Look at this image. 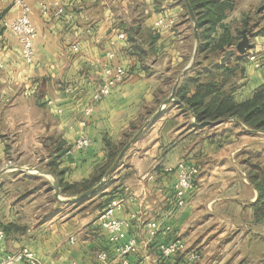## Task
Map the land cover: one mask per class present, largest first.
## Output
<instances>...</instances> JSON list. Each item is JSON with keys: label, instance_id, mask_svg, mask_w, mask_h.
Returning a JSON list of instances; mask_svg holds the SVG:
<instances>
[{"label": "crops", "instance_id": "1", "mask_svg": "<svg viewBox=\"0 0 264 264\" xmlns=\"http://www.w3.org/2000/svg\"><path fill=\"white\" fill-rule=\"evenodd\" d=\"M40 1L26 0L37 32L27 65L1 27L19 11L0 0V251L27 249L39 264H101L97 255L105 253L106 264H118L115 248L132 239L130 264H264V131L230 118L197 122L187 104L221 93L241 103L264 89V0H228L233 10L210 38L218 40L226 26L234 44L209 45L202 54L184 0H58L61 17L43 15ZM244 21L251 28L247 53L260 67L237 54L221 66ZM106 52L126 77L88 118L90 148L75 151L76 120L98 84L91 64ZM140 130L98 191L78 201L71 198L80 193H63L66 185L94 187L114 150ZM179 162L198 169L183 208L174 205L175 173L164 171ZM113 200L120 202L113 217L128 222L117 242L96 222ZM152 222L159 224L154 235ZM175 239L184 249L162 256L159 246Z\"/></svg>", "mask_w": 264, "mask_h": 264}, {"label": "built area", "instance_id": "2", "mask_svg": "<svg viewBox=\"0 0 264 264\" xmlns=\"http://www.w3.org/2000/svg\"><path fill=\"white\" fill-rule=\"evenodd\" d=\"M11 8H16L19 14L11 19H3L1 21V27L6 32L8 37L16 39L19 48L20 56L23 62L30 65L34 61L33 41L37 36L36 29L32 24L29 14L30 7L26 3V0H9ZM39 7L43 15H49L51 12L55 17H61L63 15V7L58 0H42L39 3ZM117 38L124 39L122 33L117 34ZM73 52L78 51V46L72 47ZM114 54L112 52L105 53V60L94 61L91 66L98 70V84L94 90L89 93L88 100L83 104L80 117L76 120L77 138L73 143L72 150L86 151L92 145L91 140L84 134V128L87 126L88 118L92 115L96 104L108 97L112 89L119 83H121L126 77L125 69L113 64ZM246 57L255 68L260 67L258 58L253 53H246ZM67 92L72 91V88H67ZM78 94H85L84 88L78 89ZM47 104L51 105L49 100ZM61 113V110H57ZM166 173L174 172L176 175V181L173 186L174 191V205L177 208H183L186 203V195L194 188L195 177L198 174L196 166L187 162H179L174 167H167L164 169ZM120 202L117 200L111 201L106 209L97 218V223L108 233L110 242H117L121 230L128 227V222L125 220H118L113 217L114 210L118 209ZM150 229V235H154L158 230L159 224L152 222L148 224ZM4 238V233L0 229V242ZM74 241L73 238L70 239ZM184 249V244L181 240L175 239L166 244L159 246L161 255L168 257ZM137 244L134 240H128L126 243L118 245L115 248V253L119 259L118 264H130L129 255L136 252ZM193 259L194 255H190ZM97 259L101 264H106L107 256L105 253H99ZM39 264L38 259L33 252L22 249L13 253L4 254L0 251V264Z\"/></svg>", "mask_w": 264, "mask_h": 264}, {"label": "trees", "instance_id": "3", "mask_svg": "<svg viewBox=\"0 0 264 264\" xmlns=\"http://www.w3.org/2000/svg\"><path fill=\"white\" fill-rule=\"evenodd\" d=\"M195 16L197 29L199 30V46L198 52L203 53L208 46H211L210 51L221 50L224 46H232L233 40L230 38L228 27L222 26V35L218 40H211V33L215 32V26L226 17V13L233 10V5L228 0H188ZM249 27V24L244 21L243 29ZM241 32H237L236 39H239ZM212 41V42H211ZM218 91V90H217ZM202 97L187 102L192 110L195 120L201 121H218L221 119H233L243 123L254 131H264V89L260 88L249 100L241 103H235L231 96L222 94L216 98H212L204 105ZM120 150H114L112 161L118 155ZM56 162L53 161L50 167H55ZM105 172V171H104ZM103 174V173H102ZM101 174V175H102ZM100 175V177H101ZM97 177L96 183L101 179ZM58 184L60 181L57 179ZM90 184L80 186L66 185L63 188V193L83 192Z\"/></svg>", "mask_w": 264, "mask_h": 264}, {"label": "water", "instance_id": "4", "mask_svg": "<svg viewBox=\"0 0 264 264\" xmlns=\"http://www.w3.org/2000/svg\"><path fill=\"white\" fill-rule=\"evenodd\" d=\"M185 6L188 10L189 16L191 18V20L193 21V32H194V38L195 40L198 42L199 41V37H198V32H197V24L195 21V17H194V13L192 11V8L189 4L188 0H184ZM264 9V5H262L258 11H262ZM251 33V28L249 29H243L241 31V38L240 40L233 46V48H230L228 50H226L223 53V56L220 58L219 62L221 66H224L226 61L232 57L233 55H239V56H245L246 53L249 51L250 49V43H249V34ZM185 73V72H184ZM176 87V85H175ZM175 87L172 90L171 95L169 96V98L166 100V102L164 104H168L171 100L174 99V93H175ZM142 130H140L138 133H136L122 148V150L119 152V154L117 155V157L115 158L113 164L111 165V167L109 168V170L106 172L104 178L98 182L94 187L74 196L73 198H71L72 201H78V200H83L89 196H91L92 194H94L96 191H98L105 183L106 179L116 170V168L118 167L121 159L123 158L125 152L130 148V146L135 142V140L139 137V135L141 134ZM55 160V155L53 151H50L49 153V161L48 163L51 164L53 161ZM5 171V170H4ZM2 170L1 173L4 172ZM37 172H40L42 174L45 175H51V173L49 172H42L41 170H36ZM52 189H53V196L54 198H56L57 200H59V185L58 182L56 180H53V184H52Z\"/></svg>", "mask_w": 264, "mask_h": 264}, {"label": "rangeland", "instance_id": "5", "mask_svg": "<svg viewBox=\"0 0 264 264\" xmlns=\"http://www.w3.org/2000/svg\"><path fill=\"white\" fill-rule=\"evenodd\" d=\"M9 1V0H8ZM9 4H10V8H11V3H10V1H9ZM116 158V157H115ZM77 194H78V192H76ZM80 193V192H79Z\"/></svg>", "mask_w": 264, "mask_h": 264}]
</instances>
